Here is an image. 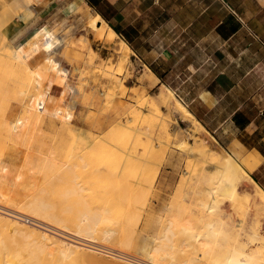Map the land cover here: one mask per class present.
I'll use <instances>...</instances> for the list:
<instances>
[{"label": "bare ground", "instance_id": "6f19581e", "mask_svg": "<svg viewBox=\"0 0 264 264\" xmlns=\"http://www.w3.org/2000/svg\"><path fill=\"white\" fill-rule=\"evenodd\" d=\"M33 2L34 0H0V10L3 8L0 12V80L5 66L11 75L8 89H3V94L0 92L4 101L6 100L0 106V140L7 138L16 144H25L30 150L25 164L17 166L14 161L1 156L5 150H2L4 147L1 149L0 264H192L194 260L200 259L196 256L177 262L173 251L163 245L153 246L152 243L147 245L140 242L133 249L132 240L115 237L119 230L136 237L144 233L145 224L151 221L132 212L135 209L134 191L138 182L133 177L123 179L127 171L134 175L137 173L130 169H134L137 164L136 138L140 139L143 134H148L155 143L167 137L168 140L165 138L163 142L182 145L191 157L205 155L206 162H209L205 167L208 173H204V177L209 176L210 181L206 196L204 199H197L198 201L187 202L188 204L179 202L169 206L164 235L168 232L175 235L187 233L194 239L195 243L192 244L196 245L198 251L210 254L217 248L218 234L225 231L234 233L237 237L246 234L252 238L251 242L256 243L254 246H247L241 239L240 244L235 247L228 246L223 256L212 259L215 264H264V255L259 254L264 250V231L261 232L260 224L257 222L258 225L251 226L252 232H249L248 221L230 213L224 208L221 199V195L229 197L232 206L236 207L253 198L254 206L264 215V186L260 181L234 152L226 149L219 151L201 142L199 133L206 129L205 125L177 96V101L173 99L174 107L170 105L171 111L180 116L182 121L189 123L190 127L178 126L179 120L175 118L173 125H176L177 133L174 140L172 132L161 128V123L152 124L157 127L151 132L135 127L149 119V114L161 116L154 95H143L141 105L131 111L127 110L128 121L113 126L105 134L77 126L74 118L80 90L75 91L68 105H60L59 96L54 93L47 96L45 91L53 73L57 76L58 84L65 83L70 75L58 53L59 45L66 39L46 26H41L19 46L8 35V26L21 17L23 10ZM99 19L104 23L102 27H98L103 33L109 25L100 14L90 16L89 23L96 26ZM125 45L126 41L121 40L120 48ZM124 52L126 58H129L134 51L128 48ZM108 71L112 78V91H109L112 102L122 81L120 76L115 75L112 67ZM33 86L37 92H31ZM170 93L176 95L171 89ZM12 99L21 101L17 115L7 110ZM47 118H50L53 126L57 125L56 120L62 121L59 127L62 137L73 135L77 138L79 158L100 150L121 153L124 159L119 170H113L115 173L100 171L87 175L63 168L65 171L61 173L62 165L56 156L58 147L54 143L57 140L53 139L54 142H51V133L48 135L49 131L45 128ZM184 132H188L191 139L194 138L199 144L187 141ZM68 167L76 168L73 165ZM156 168L151 182L157 178L158 167ZM144 171L142 169L140 173L145 174ZM242 185L248 188L246 193L241 192ZM58 199L65 201L62 205L64 213L56 203ZM196 204L199 206L197 209ZM122 212H130L131 217L116 216ZM261 237L263 241L258 242ZM186 244L188 240L182 241L183 249ZM167 255L173 257L170 263L166 262Z\"/></svg>", "mask_w": 264, "mask_h": 264}, {"label": "crops", "instance_id": "0c3cea01", "mask_svg": "<svg viewBox=\"0 0 264 264\" xmlns=\"http://www.w3.org/2000/svg\"><path fill=\"white\" fill-rule=\"evenodd\" d=\"M97 14L109 25L103 33L98 29L102 19L96 26L89 23ZM59 23H75L77 33H89L96 53L112 52L96 41L95 30L117 45L124 66L129 62L131 89L174 90L264 186V0H34L12 21L8 35L19 46L41 26L54 30ZM60 35L68 41L59 45V59L70 66L65 65L70 75L58 84L53 73L46 95L54 93L60 105H68L80 90L74 123L105 129L122 104L107 107L88 96L90 90L86 96L70 83L76 64L68 55L70 60L79 55V63L88 50L79 33L73 43L69 35ZM121 40L126 41L124 50ZM128 48L134 52L126 58Z\"/></svg>", "mask_w": 264, "mask_h": 264}, {"label": "rangeland", "instance_id": "374dc122", "mask_svg": "<svg viewBox=\"0 0 264 264\" xmlns=\"http://www.w3.org/2000/svg\"><path fill=\"white\" fill-rule=\"evenodd\" d=\"M2 10H0V12H2ZM80 10L83 11L82 8ZM77 28L78 27L75 25V23L69 26H67V24L65 23H59V25L54 29L57 33L69 35L70 43L74 42V38H76L79 33V42L82 44V46H84L83 50H85V52L86 50H88L89 52H86L84 59L81 58V62L79 63L76 62L77 59H80L79 55L77 56V58L72 60H70L71 56L68 55V61L76 64V66L74 65L76 68L71 70L72 73L70 83L77 87H81L83 94H85L86 96L90 90V95L88 94V96H92L94 97V99H99L103 103V105H107V107H111V105L122 104L121 108L117 110V114L114 116L113 120L107 128L99 130L91 129V131L105 134L106 131L111 129L113 126H118V124L123 123L125 124V122L128 121L127 110L131 111L136 106L141 105V102L143 101V99L141 98L143 95H154L153 98L156 103V107H159L161 110V116H153V114H149V119H145L144 122L137 124L136 126L133 125L136 127V129L138 127L142 128L147 132H151L153 128L157 127L156 125L152 124L161 123V128L169 129L172 132V139L174 140L177 133L176 125H173V120L175 118L179 120V123L177 124L178 126H183L185 128L190 127L189 123L182 121L180 116L176 115V113H173L171 111V106L174 105L173 99L176 100L177 95H171L169 90L159 93V91L157 90H154L153 92H139L136 89H131L129 87V62H127L124 66L123 61H121L122 55L121 52L118 50V46L111 45L110 43H108L105 39L100 37L97 31L95 30V32L97 33L96 34L94 32L96 41L99 40L102 41L103 44L108 45V50L112 52L109 55L104 50H102L101 53L97 52V54H95L93 52L95 50L92 47L94 41L92 40L91 35L89 33L87 35L85 33L86 31H81L77 33ZM7 31H9V29H7ZM88 32L92 33L91 30H88ZM124 49L125 46H122L121 50ZM65 65L70 68L67 62H65ZM109 66L110 68L112 67V70H114L115 75L120 76V80L122 81V83L119 84V88L117 87L118 90L114 98H112V102L110 99L111 95L109 94V91H112V89L110 88L112 84V78L110 77L111 74L107 73L110 72L108 71L110 69ZM1 73L2 75L0 80V92L3 94L4 90L8 89L10 85L11 75L8 71L7 66L4 67ZM82 75L84 76L82 77ZM86 75L88 81L85 78ZM14 78L15 77H13L12 81L14 80ZM31 92H37L35 86L32 87ZM117 99H119L120 101H117ZM5 101L4 97L0 95V106ZM20 106V100L12 99L7 110L8 112L17 115L20 112ZM2 109H5V105ZM145 110L147 111V109ZM56 122L57 125L53 126L51 124L50 118H47L45 122V128H47V131H49V133L47 132L48 135L50 133L52 134L49 135V139H51V142H54L53 139L57 140V143L54 142L58 147L56 156L59 159V163L62 165V169L64 168L69 171L77 170L87 175H94L99 173L100 171H107V173L109 171H112L111 173H115L113 170H119L122 160L124 159L121 153H111L109 150H100L94 151L93 153H88L84 158H79L78 150L76 147L77 138L73 135H69L67 138H65L66 136L62 137V134L59 132V127L62 125V121L56 120ZM162 133L163 132L161 131V134ZM59 135H61V137ZM183 135L184 138L190 143H198L195 141L194 138L191 139L188 132H184ZM54 136H56V138ZM199 136L201 142L203 141L204 143H207L210 148L213 147L219 151H222L223 149L229 151V149L224 148L222 144L219 143L217 138L211 135L206 129H203L199 133ZM165 138L161 139L166 140ZM136 140L134 139V141H136L135 145L137 147L136 151L138 154V158L136 161L137 164L136 166H134V169L131 168L132 165L129 167V169L131 168L130 170H134L135 173L137 172L136 174L138 175H134L127 171L125 172L123 179L127 180L133 177V180H136L138 182V185L136 186L134 191V196L136 200L135 209L132 210V212L137 215L141 214L142 217H144V220L148 219L149 221H151L145 224L144 233H140L136 237L135 235L133 237L132 233L128 234L124 230H119L115 233L116 238L124 237L129 240H132L133 249H136L137 244L139 246L140 242H142V244H144L145 242L147 245H149V243H152L153 246L163 245V247L173 251L175 260L177 262H183L188 258L199 256L200 259L194 260L192 264H215V260L212 259L213 257L215 258L216 256H223V254L227 251L228 246L235 247L236 245L240 244L241 239L246 242L247 246H254L256 244L255 242H251L252 238H250V236L248 235L246 236V234L242 235V237H237L234 233L233 235L231 232L228 233L225 231L222 232L223 234L220 233L216 236L218 240V243L216 245L217 248L215 252L209 254L203 252L202 250L198 251L196 245L192 244L195 243L194 239L187 233H178L177 235H175L172 232H168L167 235H164L165 226L168 224V220L166 218L169 206L173 204L176 205L179 202H182V204H188L187 202L195 201L197 199L200 200L199 198L204 199V197L206 196V188L210 186V181L208 180L209 176H207L206 178L204 177V173H206V175L208 173L205 167L209 162H206L205 155L191 157L187 153V151H184V147H182V145H175L172 142H170L171 144H168L166 142H163L164 140L155 143L148 134H143L140 139L136 138ZM0 146V154L2 152L1 149L3 147L4 148L2 150L7 149V152L4 150V154H1L3 158L6 157L7 159L14 161L17 166L25 164V160L30 151L27 147H25V144H16L13 141L7 140V138H3L2 140H0ZM69 165H73L76 168H70L68 167ZM156 167H158L157 178L154 182H151L153 175L156 173ZM64 169L61 171V173L65 171ZM142 169H145V174L140 173V170ZM41 175L43 176V174ZM41 175L39 174V176ZM245 187V185H242L240 189L242 193H246V191L248 190V188ZM195 190H198V192L196 193ZM221 196L224 208H226L230 213L232 212L235 217L245 219L246 222L248 221L247 225L249 232H252L251 226H253L254 224L258 225V223L260 224L261 232L264 231V215L261 211L258 210L256 206H254L253 198H251L250 200H245L243 204H239L238 206L234 207L232 206V200L229 197H224V195ZM246 201H249V203H247ZM56 203L60 210H63L64 213V209L62 208V205L65 203L64 199H58ZM246 203L248 204V206ZM198 207L199 206H197L196 204L195 209H197ZM130 214V212H122L120 214H116V216L129 218L131 217ZM228 227L229 226H227V228ZM97 235L101 236V234L98 232ZM159 236H161V238ZM144 237L147 238L146 241L144 240ZM156 237H158V239H156ZM259 239L260 240L258 242L263 241L262 237ZM184 240H188V244H186L185 248L183 249L181 243ZM259 254L264 255V250ZM166 257L167 263H170L173 260L172 256L167 255ZM216 264L218 263L216 262Z\"/></svg>", "mask_w": 264, "mask_h": 264}]
</instances>
